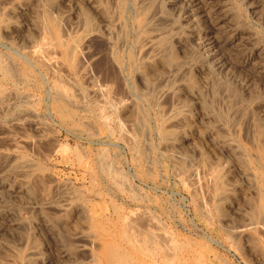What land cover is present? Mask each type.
<instances>
[{
	"label": "rangeland",
	"instance_id": "rangeland-1",
	"mask_svg": "<svg viewBox=\"0 0 264 264\" xmlns=\"http://www.w3.org/2000/svg\"><path fill=\"white\" fill-rule=\"evenodd\" d=\"M0 106V264H264V0H0Z\"/></svg>",
	"mask_w": 264,
	"mask_h": 264
},
{
	"label": "bare ground",
	"instance_id": "bare-ground-1",
	"mask_svg": "<svg viewBox=\"0 0 264 264\" xmlns=\"http://www.w3.org/2000/svg\"><path fill=\"white\" fill-rule=\"evenodd\" d=\"M86 19H87V17H86ZM143 20H144V19H143ZM119 24H120V23H119ZM141 24H142V23H141ZM141 24H140V25H141ZM144 24H145V23H144ZM86 25H87V23H86ZM142 25H143V24H142ZM147 25H148V24H147ZM241 25H242V24H241ZM88 26H89V25H88ZM88 26H87V27H88ZM137 26H139V25H137ZM150 26H151V25H150ZM145 30H146V29H145ZM118 31H119V30H118ZM122 31H123V30H122ZM121 33H122V32H121ZM146 37H147V36H146ZM120 41H121V40H120ZM141 41H142V40H141ZM120 43H121V42H120ZM144 44H145V43H144ZM146 45H147V44H146ZM153 45H154V43H153ZM153 45H152V46H153ZM147 46H148V45H147ZM151 48H152V47H151ZM72 49H73V48H71L70 50H72ZM154 49H155V48H154ZM156 49H157V48H156ZM156 49H155V50H156ZM145 50H146V49H145ZM155 50H154V51H155ZM146 51H147V50H146ZM164 51H165V49H164ZM163 53H164V52H163ZM71 54H72V53H71ZM164 54H165V53H164ZM164 54H163V55H164ZM49 59H50V58H49ZM49 59H48V60H49ZM54 62H55V60H54ZM46 63H47V62H46ZM50 63H52V62H50ZM171 64H172V62H171ZM47 65H48V64H47ZM49 65H50V64H49ZM53 65H54V63H53ZM130 65H131V64H130ZM54 66H55V65H54ZM52 67H53V66H52ZM131 67H132V66H131ZM178 68H179V67H178ZM173 69H174V68H173ZM174 70H175V69H174ZM160 80H161V79H160ZM163 80H164V79H163ZM12 93H13V92H12ZM12 93H11L10 95H11V96H14V95H12ZM62 95H65V94H62ZM23 97H24V96H23ZM65 97H66V96H65ZM65 97H64V98H65ZM2 105H3V103H2ZM0 107H1V106H0ZM1 109H2V108H1ZM5 109H6V108H5ZM5 109H4V110H5ZM7 110H8V108H7ZM5 111H6V110H5ZM138 117H139V116H138ZM142 117H143V116H142ZM136 118H137V116H136ZM137 121H138V120H137ZM140 121H141V120H140ZM137 123H138V122H137ZM137 123H136V124H137ZM139 123H140V122H139ZM133 124H134V123H133ZM141 124H142V123L138 124L139 127H141ZM139 127H138V128H139ZM136 128H137V127H136ZM138 128H137V130L139 131ZM142 129H143V128H142ZM135 131H136V130H135ZM138 131H136V133H137ZM142 132H143V131H142ZM145 132H146V131H145ZM145 132H144V133H145ZM134 134H135V133H134ZM145 134H146V133H145ZM146 135H147V134H146ZM142 136H143V133H142ZM142 136H141V137H142ZM254 138H255V137H254ZM256 139H257V138H256ZM133 141H134V140H133ZM137 141H138V140H137ZM258 141H259V140H258ZM135 142H136V141H135ZM146 142H147V141H146ZM138 144H139V143H138ZM136 145H137V144H136ZM140 145H141V144H140ZM256 145H257V144H256ZM149 146H150V145H149ZM137 147H138V146H137ZM133 148H134V147H133ZM134 149H135V148H134ZM137 149H138V148H137ZM145 149H147V148H145ZM149 152H150V151H149ZM137 153H138V152H137ZM140 153H141V152H140ZM141 154H142V153H141ZM246 154H247V153H246ZM248 154H249V153H248ZM259 154H260V153H259ZM10 155H11V154H10ZM0 156H1V155H0ZM144 156H145V154H144ZM148 156H149V155H148ZM260 158H261V157H260ZM260 158H259V159H260ZM149 160H150V158H149ZM24 161H25V160H24ZM25 162H26V161H25ZM148 162H149V161H148ZM18 163H19V162H18ZM21 163H22V162H21ZM7 164H8V163H7ZM22 164H24V163H22ZM26 164H27V163H26ZM26 164H25V166H23V165L20 166V165H19L18 168L14 167L15 169H13V170L15 171V174L18 175V176H20L22 173L25 174V172H27L26 170H30V169H28V166H29V165H27V167H26ZM4 167H5V166H4ZM6 167H7V165H6ZM30 167H31V166H30ZM10 168H12V167H10ZM25 169H26V170H25ZM263 169H264V168H263ZM1 170L3 171L2 168H1ZM4 170H5V169H4ZM14 171H13V172H14ZM24 171H25V172H24ZM11 172H12V171H11ZM28 173H29V172H28ZM15 174H13V175H15ZM6 176H7V175H6ZM22 176H23V175H22ZM25 176H26V175H25ZM15 177H16V176H15ZM18 178H19V177L15 178V179H18ZM9 180H10V178H9ZM10 181H11V180H10ZM22 181H23V179H22ZM19 182H20V181H19ZM19 182H18V183H19ZM23 182H24V181H23ZM2 184H3V183H2ZM5 185H6V184H5ZM60 185H61V184H60ZM22 186H24V185L22 184ZM22 186H21V187L19 186L18 188L23 189ZM58 189H59V188H58ZM65 189H66V188H65ZM19 190H20V189H19ZM62 190H63V189H62ZM22 191H23V190H22ZM10 192H11V191H10ZM12 192H13V191H12ZM59 192H60V191H59ZM16 193H17V192H16ZM62 193H63V192H62ZM67 193H69V192H67ZM9 194H11V193H9ZM23 194H24V193H23ZM17 195H18V193H17ZM58 196H59V195H58ZM13 197H14V196H13ZM64 198H67V197L65 196ZM64 198H63V200H64ZM3 199H4V198H3ZM3 199H1V200H3ZM4 201H7V200H4ZM65 202H66V201H65ZM6 203H8V202H6ZM6 203H5V204H6ZM262 203H263V202H262ZM263 204H264V203H263ZM36 205H37V204H36ZM29 206H31V205H29ZM261 207H263V206L261 205ZM261 207H260V209H261ZM31 208H32V207H31ZM263 208H264V207H263ZM11 209H12V208H11ZM15 211H16V210H15ZM262 211H263V209H262ZM263 212H264V211H263ZM9 214H10V213H9ZM14 215H15V214H14ZM9 218H10V217H9ZM145 218H146V217H145ZM11 220H12V219H11ZM20 223H21V222H20ZM23 224H24V223H23ZM31 225H32V224H31ZM11 226H12V227H16V228H18V227L20 226V224H19V222H18L17 219H16V220H14V221L12 220V222H11ZM19 228H21V227H19ZM81 233H82V232H81ZM86 234H87V233H86ZM89 236H90V235H89ZM78 237H80V235H79ZM86 237H87V236H86ZM85 239H86V238H85ZM90 241H91V240H90ZM93 241H94V239H93ZM22 244H23V243H22ZM25 244H26V243H25ZM129 244H130V243H129ZM86 248H87V247H82V245H81V250H80V251L83 252ZM32 249H33V248H32ZM23 251H25V250H23ZM34 251H35V250H30V251L28 252V255H27V254H26V255H27V256H29V255L32 256V255H34ZM85 251H86V250H85ZM14 252H15V251H14ZM11 254H12V253H11ZM13 254H15V253H13ZM20 254H21V253H20ZM22 255H23V254H22ZM23 256H24V255H23ZM23 258H24V257H23ZM39 258H40V257H39ZM28 259H29V258H28ZM92 259H93V258H92ZM29 260H30V259H29ZM114 260H115V259H114ZM117 260H118V259H117ZM13 261H14V260H13ZM18 261L20 262V260H18ZM111 261H112V260H111ZM22 262H23V261H22ZM16 263H18V262H16ZM24 263H26V262H24ZM117 263H119V261H118ZM29 264H30V263H29Z\"/></svg>",
	"mask_w": 264,
	"mask_h": 264
}]
</instances>
